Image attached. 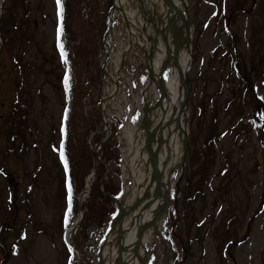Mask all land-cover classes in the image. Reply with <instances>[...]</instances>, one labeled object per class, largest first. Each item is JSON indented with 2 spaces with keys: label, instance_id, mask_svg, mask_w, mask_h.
<instances>
[{
  "label": "rangeland",
  "instance_id": "1",
  "mask_svg": "<svg viewBox=\"0 0 264 264\" xmlns=\"http://www.w3.org/2000/svg\"><path fill=\"white\" fill-rule=\"evenodd\" d=\"M188 2L193 30L188 153L173 193V202L174 196L177 200L161 228L175 248L186 243L183 264H264V0ZM241 3L250 13L236 11ZM100 4L102 8L104 0ZM126 7L134 11L135 0H127ZM15 9L26 35L20 33L21 39L12 42L20 61L13 45L0 55V264H72L64 243L70 196L63 190L61 147L69 87L61 47V0H20ZM134 23L140 28L136 19ZM6 29L12 33V27ZM130 33L117 14L113 52L106 68L103 64L112 75L132 37L121 89L108 110V118L116 116L123 123L119 140L128 166L126 188L144 176L138 142L130 139L141 131L145 103L153 97L152 90L146 92L147 79H140L137 62L142 56L138 43L145 46L147 39ZM83 34L81 27V40ZM238 54L245 62L241 79L233 69ZM107 79L105 90L111 91ZM102 131L101 124L97 132ZM210 135L218 136L216 151L208 148ZM181 172L178 168L175 179ZM173 222L179 227L177 236L171 234ZM100 237L84 245L91 264H99ZM146 246L144 264L171 260L158 237Z\"/></svg>",
  "mask_w": 264,
  "mask_h": 264
},
{
  "label": "trees",
  "instance_id": "2",
  "mask_svg": "<svg viewBox=\"0 0 264 264\" xmlns=\"http://www.w3.org/2000/svg\"><path fill=\"white\" fill-rule=\"evenodd\" d=\"M19 0H11L9 11L0 16V32L10 39V32L6 29L12 27L15 34L25 30L15 14V7ZM64 0L63 20L64 33L67 40V51L71 66L78 73L77 82L73 85V100L67 109V135L63 150L65 164L70 174L69 185L77 196L87 191L86 180L97 163V156L87 143L88 138L98 131L102 121L98 111L101 93L104 86V71L100 66V53L104 51L103 38L107 30V17L111 9L112 0ZM243 6V3L235 7ZM1 8V4H0ZM14 10V11H13ZM13 11V12H11ZM81 22V23H80ZM83 27V39L79 38V29ZM14 29V30H13ZM86 108V110H85ZM119 125V122H118ZM112 124L113 136L102 145L100 153L110 168V174L105 179L107 168L100 164L95 170L92 179L90 194L85 198L82 210L84 218L77 227L75 242L87 243L94 229L102 232L107 230L110 220L116 216L115 203L112 198L121 194L120 161L117 142V126ZM105 138L104 135L92 137V147L95 148ZM103 185L104 192L101 190ZM78 203L73 205V215L79 212ZM81 264H89L84 259Z\"/></svg>",
  "mask_w": 264,
  "mask_h": 264
},
{
  "label": "bare ground",
  "instance_id": "3",
  "mask_svg": "<svg viewBox=\"0 0 264 264\" xmlns=\"http://www.w3.org/2000/svg\"><path fill=\"white\" fill-rule=\"evenodd\" d=\"M138 2L139 3L137 8L134 11L129 12L126 8L127 0H116V11L119 12V10L123 8L130 24H133L134 20L139 18V14L142 16H148V23L146 24L143 20L142 25L144 28L145 37L147 39L144 47L146 52L148 53V56L151 58L150 66L152 76L156 83L157 89L160 85H162V83L165 82L169 90L170 98L172 101H174L173 98L178 92V89H180L181 87V80L179 77L180 70L179 67L174 64L173 59L169 63L165 61L166 58L164 56L163 45L160 42V37L165 36L166 29H161L159 26V22L163 21L165 23L170 19L172 23L174 22V25H176L178 15L176 16L172 14L175 7L170 0H138ZM180 2L182 1L180 0ZM185 2L187 3V0H185ZM140 5H142V7L139 10ZM176 6L180 7L178 1ZM166 10L168 11V14L165 13L164 15V12ZM183 21L185 23L184 18ZM146 25L148 26V30L145 27ZM131 31L136 32L139 30L136 27L131 26ZM139 34L140 36H142L140 31ZM142 38L145 40L144 37ZM173 44V57L176 60L180 61L182 63V66L188 67L190 62V49L188 44V33L185 29L182 30L178 39L174 40ZM151 89L153 90L152 87ZM151 102L152 103L148 104L149 108L153 106L151 104L155 102V98H153ZM178 108H181V104ZM155 109L156 108H154L152 113H150L149 115L147 113V118L143 121V127L145 128V130L148 129L149 132L158 127V123L156 124L157 111ZM183 118L184 115L182 114V112H177L174 115L171 125V129H174V131L172 130L171 132L172 134L170 142L167 147L161 146L162 149L160 150L158 156L154 159L153 165L150 164L149 161L146 162V154L144 152V160L142 161L144 176L140 181H136L133 186L126 188V194L122 201H120L121 213L127 214L129 211L134 212V210L138 211V208H143L142 212L139 213V215L136 213L134 215L140 218L138 222H140L141 226L144 224H148L149 236L152 233L156 232L152 229H154L153 225L157 226L160 222L159 220L161 217V210L164 209V204L163 206H161V203L163 202V199L164 202L167 201L168 203V197L172 196V192L174 189L173 176L175 174V171L181 166V156L185 142V127L183 125ZM163 124L166 125V117ZM167 132L168 131H166L165 126H163L162 135L156 140L150 142L149 145H147V150L152 152L156 148L157 144L164 142ZM142 135L143 134H141V132H138V134L136 135V139L134 137H131V143L134 144V141H138V139L142 140V138L145 137ZM125 167L128 170V166L126 163ZM155 175L158 176V181L155 179ZM149 176H152V178H149ZM158 187L162 188V191H165V195L164 198L163 195H161L160 198L156 202H154ZM130 218L131 215H128L126 217L124 224L125 230ZM132 235L133 234H131L130 231H126L120 239H117L116 229H114V231H112L109 236V241L104 245L101 264H125L126 262L127 264H144V260L146 259V249L144 250V252H141L140 249L136 250L132 262L129 261V258H126V253L117 255L118 249H122L123 244H126L127 246L131 244V240L134 239ZM135 240L137 241L138 237ZM118 242L121 243L119 247L117 246ZM113 250H115L116 252L115 255Z\"/></svg>",
  "mask_w": 264,
  "mask_h": 264
},
{
  "label": "water",
  "instance_id": "4",
  "mask_svg": "<svg viewBox=\"0 0 264 264\" xmlns=\"http://www.w3.org/2000/svg\"><path fill=\"white\" fill-rule=\"evenodd\" d=\"M170 1L173 4V6L175 7L172 14H174L176 16L178 15L177 16V23H176V25H174V22L172 23V21L169 19L168 20L169 35L166 36L165 38L162 36L160 37L162 42L164 43V47H165V53H166V56H165L166 59L165 60L168 62H170L173 59V57L171 55L172 45H173V42L176 39L178 33L180 32V30L182 29L183 26H185L186 30H189L188 21H187L186 17H184V14H183L184 9L176 6L177 0H170ZM115 4H116V0H113L114 8L116 7ZM121 11H123V9ZM185 11L187 12L186 8H185ZM113 12L114 11L111 12V16H110V26H109L107 38L109 37V35L111 33V27H112V22H113V20H112ZM167 14H168V11H167ZM183 18L185 20V24H182L181 20H183ZM144 22L146 24L148 23V21L145 19H144ZM174 27H176V28H174ZM188 40L190 43V41H191L190 31H189V39ZM147 59L149 60L148 56H147ZM174 64L179 67V70H180L179 76L181 78V87H180V91L178 93V96L176 97V102L174 103V106H172V108L170 109V107H171L170 106V98H169V95L167 93L168 92L167 86L164 82L161 85V91L159 93L161 97H160V100L158 101L159 102V106H158L159 115H158V117L160 120L159 125L156 128V131L149 133V134H146V136L144 137V139L142 141L141 156L145 152L147 154L148 161L152 165H153L154 159L156 158V155L159 152V150H161L162 147H164V146L167 147L169 142H170L171 134H172L171 132H172V130L174 131V129H171L172 128L171 125H172L174 115L177 112L178 113L182 112V114L184 115L183 125H185V126L187 125V121L189 118V113H190V109H189V105H188L189 83H188V80L186 77L187 71H186V68H184L180 64V61L174 60ZM146 67L149 70V66L147 65ZM150 79L152 80V76H150ZM115 85L117 88L119 87V84L117 82H115ZM116 93H117V89L114 90L113 93L106 99V105L101 108V114L103 117L106 116V106L112 102ZM182 96H183V101H184L183 102L184 108L183 107L178 108L180 105V101L182 100ZM164 103H166V104H164ZM164 105H166L165 109H164ZM163 115L167 116L166 125L163 124V122H164ZM163 126H165V128L168 132H167V136H166L164 143H162V144L160 143L161 144L160 146H162V147L158 146V148L154 149L152 152L148 151L147 145H149V143L152 142L153 140H156L157 136H160L163 133ZM105 127H106L107 131H110V126H109L108 122H106V121H105ZM186 137H187V135H186ZM186 152H187V148H185V150H184V157L186 155ZM98 158L101 162L103 161L102 157L100 155H98ZM155 179L158 181L159 180L158 176L155 175ZM161 195H165V191H162V188L158 187L154 202H156L160 198ZM118 209H119V205H118ZM142 209L143 208H140V209L138 208V211H136V214L139 215V213H141ZM163 214H164V209L161 210V216ZM125 217H126L125 214H123V215L119 214L117 217V220L115 222L117 224V233H116L117 239H120L122 237V235L124 234V230L122 229V223H123V220L125 219ZM139 220H140V218L134 215V217L132 219V223L130 225V230L132 231V234H133L132 236L134 237V239L132 240L130 245L124 246V247H122V249H118V252H117V255H119V254L122 255L123 251L126 249V252L129 254V259H130L129 261H131V262L134 258V254H135L136 250L143 244L144 235L148 231V224H144V225H142L144 227H142L140 222H138ZM113 227H115V226L113 225ZM137 237H138V240L136 241L135 239ZM120 244L121 243L118 242L117 246L119 247ZM125 264H127V262Z\"/></svg>",
  "mask_w": 264,
  "mask_h": 264
},
{
  "label": "snow or ice",
  "instance_id": "5",
  "mask_svg": "<svg viewBox=\"0 0 264 264\" xmlns=\"http://www.w3.org/2000/svg\"><path fill=\"white\" fill-rule=\"evenodd\" d=\"M57 3L59 4L60 3V0H57ZM62 47V46H61ZM69 192H71V187L69 185ZM71 203V197H69V204Z\"/></svg>",
  "mask_w": 264,
  "mask_h": 264
}]
</instances>
